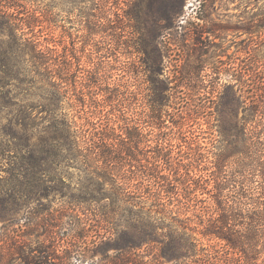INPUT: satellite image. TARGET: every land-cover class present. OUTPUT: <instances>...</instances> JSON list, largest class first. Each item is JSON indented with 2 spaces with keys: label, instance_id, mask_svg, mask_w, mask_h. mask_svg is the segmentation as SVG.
<instances>
[{
  "label": "rangeland",
  "instance_id": "obj_1",
  "mask_svg": "<svg viewBox=\"0 0 264 264\" xmlns=\"http://www.w3.org/2000/svg\"><path fill=\"white\" fill-rule=\"evenodd\" d=\"M14 1L22 12L41 16L37 28L52 47L72 55L80 76L59 108L86 118V110H94L91 121L102 122L113 138L131 132L148 156L163 141L183 172L219 170L218 159L228 154L227 171L237 176L245 159L243 121L248 127L259 121L258 129L264 124V111L255 119L250 110L264 108V0H182L175 14L174 0ZM228 83L226 108L237 112L224 113V120L219 109ZM255 140L264 155V134ZM58 166L36 177L35 186L18 173H0L8 198L0 217L6 264L168 263L156 242L119 250L118 218L87 211L91 196L104 198L99 215L114 207L111 181L84 170L81 160ZM98 181L106 190L93 186ZM218 244L224 242L202 240L203 247ZM16 246L20 253L11 255ZM260 250L263 263L264 246Z\"/></svg>",
  "mask_w": 264,
  "mask_h": 264
},
{
  "label": "trees",
  "instance_id": "obj_2",
  "mask_svg": "<svg viewBox=\"0 0 264 264\" xmlns=\"http://www.w3.org/2000/svg\"><path fill=\"white\" fill-rule=\"evenodd\" d=\"M181 3L173 1L171 14ZM19 9L14 0L0 2V173H18L35 186L40 185L36 177L59 169L58 161L81 160L84 170L113 185V208L99 215L96 210L104 198L91 196L86 209L106 221L118 218L119 250L156 242L167 264H264L258 262L264 246V155L255 140L264 134V124L258 129L259 121L252 127L243 121L239 151L245 159L234 177L227 171L228 154L218 159L219 170L200 173L189 167L183 172L163 141L156 142L154 154H142L131 132L125 139L113 138L102 122L91 121L94 110H86L87 118L76 114L77 119L58 107L69 84L77 88L80 75L73 72L72 55L43 38L37 28L41 16ZM231 89L228 83L222 115L237 112L226 108ZM79 109L81 113L85 108ZM250 110L257 119L264 108ZM93 186L106 190L101 181ZM7 201L0 189V217ZM5 235L1 230L0 242ZM206 238L224 244L203 247ZM17 253L18 246L11 250V255ZM6 255L1 243L0 264H6Z\"/></svg>",
  "mask_w": 264,
  "mask_h": 264
}]
</instances>
